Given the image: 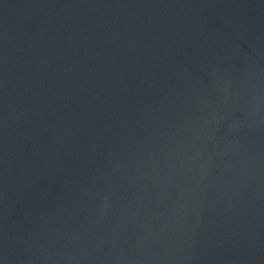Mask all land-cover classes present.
I'll return each instance as SVG.
<instances>
[{
    "label": "water",
    "instance_id": "1",
    "mask_svg": "<svg viewBox=\"0 0 264 264\" xmlns=\"http://www.w3.org/2000/svg\"><path fill=\"white\" fill-rule=\"evenodd\" d=\"M0 264H264V0H0Z\"/></svg>",
    "mask_w": 264,
    "mask_h": 264
}]
</instances>
